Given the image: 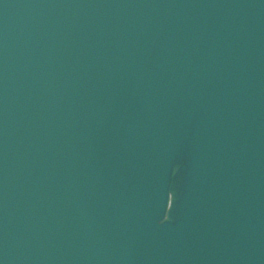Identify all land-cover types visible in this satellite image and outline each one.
<instances>
[{
    "label": "water",
    "instance_id": "1",
    "mask_svg": "<svg viewBox=\"0 0 264 264\" xmlns=\"http://www.w3.org/2000/svg\"><path fill=\"white\" fill-rule=\"evenodd\" d=\"M0 264H264V0H0Z\"/></svg>",
    "mask_w": 264,
    "mask_h": 264
}]
</instances>
